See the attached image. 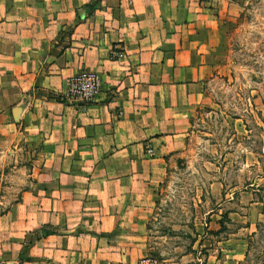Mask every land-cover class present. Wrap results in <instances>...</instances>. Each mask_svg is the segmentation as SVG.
I'll return each instance as SVG.
<instances>
[{"label": "crops", "instance_id": "crops-1", "mask_svg": "<svg viewBox=\"0 0 264 264\" xmlns=\"http://www.w3.org/2000/svg\"><path fill=\"white\" fill-rule=\"evenodd\" d=\"M241 3L0 0V165L10 160L31 178L0 215V264L153 258L148 225L168 163L185 151L207 102L212 64L202 32L234 18ZM81 71L99 81L87 105L63 95ZM249 211L240 229L247 240L264 206ZM239 235L208 245L198 236L179 259H154L242 264Z\"/></svg>", "mask_w": 264, "mask_h": 264}, {"label": "rangeland", "instance_id": "rangeland-1", "mask_svg": "<svg viewBox=\"0 0 264 264\" xmlns=\"http://www.w3.org/2000/svg\"><path fill=\"white\" fill-rule=\"evenodd\" d=\"M241 2L234 18L217 19L212 31L202 32L210 42L212 77L185 151L168 163L148 225L147 245L158 260L179 259L198 236L208 245L240 231L245 264H264V221L248 240L240 230L249 205L264 206V0ZM1 166L0 215L31 181L12 161Z\"/></svg>", "mask_w": 264, "mask_h": 264}, {"label": "built area", "instance_id": "built-area-1", "mask_svg": "<svg viewBox=\"0 0 264 264\" xmlns=\"http://www.w3.org/2000/svg\"><path fill=\"white\" fill-rule=\"evenodd\" d=\"M98 89L99 81L96 75L81 71L68 80L63 95L67 100L87 105L95 100ZM148 152L152 151L149 149ZM138 264H159V262L154 258H146L139 261Z\"/></svg>", "mask_w": 264, "mask_h": 264}, {"label": "trees", "instance_id": "trees-1", "mask_svg": "<svg viewBox=\"0 0 264 264\" xmlns=\"http://www.w3.org/2000/svg\"><path fill=\"white\" fill-rule=\"evenodd\" d=\"M3 214H5V212H4V213H2L1 215H3ZM247 253H248V250H247V252H246L245 259H244V262H243L242 264H245V263H246V259H247Z\"/></svg>", "mask_w": 264, "mask_h": 264}, {"label": "water", "instance_id": "water-1", "mask_svg": "<svg viewBox=\"0 0 264 264\" xmlns=\"http://www.w3.org/2000/svg\"><path fill=\"white\" fill-rule=\"evenodd\" d=\"M16 112H18V109H14L13 113H16Z\"/></svg>", "mask_w": 264, "mask_h": 264}]
</instances>
